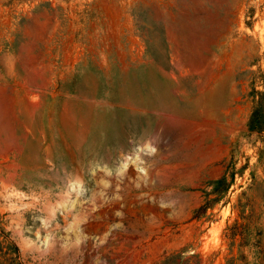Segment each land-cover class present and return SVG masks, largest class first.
Here are the masks:
<instances>
[{"label":"rangeland","instance_id":"1","mask_svg":"<svg viewBox=\"0 0 264 264\" xmlns=\"http://www.w3.org/2000/svg\"><path fill=\"white\" fill-rule=\"evenodd\" d=\"M0 264H264V0H0Z\"/></svg>","mask_w":264,"mask_h":264},{"label":"trees","instance_id":"2","mask_svg":"<svg viewBox=\"0 0 264 264\" xmlns=\"http://www.w3.org/2000/svg\"><path fill=\"white\" fill-rule=\"evenodd\" d=\"M223 180H224L223 178H222V179H220V180H219V183L223 182ZM201 210H202V208H201Z\"/></svg>","mask_w":264,"mask_h":264}]
</instances>
